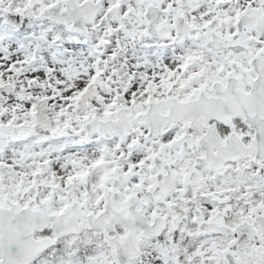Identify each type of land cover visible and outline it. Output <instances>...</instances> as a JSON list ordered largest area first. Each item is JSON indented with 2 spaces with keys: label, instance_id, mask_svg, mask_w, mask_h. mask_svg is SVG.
Masks as SVG:
<instances>
[{
  "label": "snow or ice",
  "instance_id": "obj_1",
  "mask_svg": "<svg viewBox=\"0 0 264 264\" xmlns=\"http://www.w3.org/2000/svg\"><path fill=\"white\" fill-rule=\"evenodd\" d=\"M0 264H264V0H0Z\"/></svg>",
  "mask_w": 264,
  "mask_h": 264
}]
</instances>
